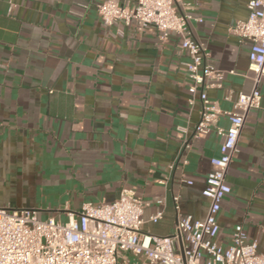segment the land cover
Listing matches in <instances>:
<instances>
[{"label":"crops","instance_id":"obj_1","mask_svg":"<svg viewBox=\"0 0 264 264\" xmlns=\"http://www.w3.org/2000/svg\"><path fill=\"white\" fill-rule=\"evenodd\" d=\"M103 1L0 0V206L64 221L68 210L111 202L125 186L142 199V232L165 237L177 217H205L201 190L222 137L214 128L194 135L200 103H188L189 57L179 35L160 41L153 27L104 26ZM184 2L191 36L224 73L207 96L231 111L253 86L248 43L229 31L246 19L248 0ZM258 89L264 103V79ZM227 125L221 114L216 126ZM185 139L190 147L180 150ZM225 181L231 190L217 214V244L227 247L241 224L264 254L263 108L247 112ZM161 208L163 217L150 221Z\"/></svg>","mask_w":264,"mask_h":264},{"label":"built area","instance_id":"obj_2","mask_svg":"<svg viewBox=\"0 0 264 264\" xmlns=\"http://www.w3.org/2000/svg\"><path fill=\"white\" fill-rule=\"evenodd\" d=\"M246 8V19L235 21L229 31L240 42L248 43V72L253 86L248 93H238L233 110L224 111L206 92L208 88L222 86L224 73L208 62L204 43L191 36L189 23L194 17L188 11V3L184 0H104L97 5L104 26L122 21L125 25L134 22L140 30L153 27L160 41H165L171 33L179 35L180 48L189 57L186 63L191 93L188 103L192 104L195 99L200 103L194 135L207 134L214 128L222 137L218 154L210 158L212 168L201 190L208 200L205 217L201 220L191 215L177 217L172 233L165 237L144 233L142 199L135 190L125 186L111 202L84 203L78 211L68 210L64 221L53 216L41 218L35 209L0 206V264H119L122 253L132 254L140 260L139 264H264V254L257 252L256 241L247 240L241 224L234 226L227 247L215 240L219 230L217 214L223 198L231 190L225 175L244 119L250 109H264L258 89V83L264 79V0H248ZM221 114L227 116L225 128L216 126ZM189 147L190 142L185 139L180 150ZM186 162L184 158L182 163ZM185 183L191 185L192 181L185 180ZM173 199L176 201L177 197ZM162 217L161 208L149 220L157 222Z\"/></svg>","mask_w":264,"mask_h":264},{"label":"rangeland","instance_id":"obj_3","mask_svg":"<svg viewBox=\"0 0 264 264\" xmlns=\"http://www.w3.org/2000/svg\"><path fill=\"white\" fill-rule=\"evenodd\" d=\"M41 218H46V217H41Z\"/></svg>","mask_w":264,"mask_h":264}]
</instances>
